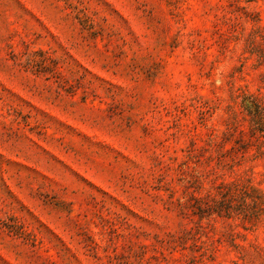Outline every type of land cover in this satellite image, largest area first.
<instances>
[{"label":"rangeland","instance_id":"1","mask_svg":"<svg viewBox=\"0 0 264 264\" xmlns=\"http://www.w3.org/2000/svg\"><path fill=\"white\" fill-rule=\"evenodd\" d=\"M0 264H264V0H0Z\"/></svg>","mask_w":264,"mask_h":264}]
</instances>
